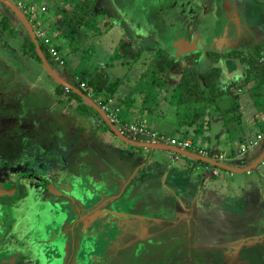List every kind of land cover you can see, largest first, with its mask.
Returning a JSON list of instances; mask_svg holds the SVG:
<instances>
[{
	"label": "rangeland",
	"instance_id": "374dc122",
	"mask_svg": "<svg viewBox=\"0 0 264 264\" xmlns=\"http://www.w3.org/2000/svg\"><path fill=\"white\" fill-rule=\"evenodd\" d=\"M9 1L22 12L38 43L36 33L51 39L75 76L93 65L101 68L96 65L100 59L110 65L117 54L114 48L127 43L132 51L119 50L127 58L119 69L128 71L130 57L135 59L134 63L142 64V81L134 84L129 78L122 105L136 101V93L148 99L143 102L147 110L163 122H143L151 130L188 140L201 150L196 154L228 165L247 166L264 151V78L243 79L241 74L228 85H217L216 70L206 56L199 59L203 51L188 63L170 44L154 37L142 40L140 32L134 33L138 28L131 27V32L129 19L110 0ZM227 1L242 3L247 23L259 24L264 32V0ZM77 4L89 5L85 23L67 27L66 16ZM30 7L35 10L30 12ZM0 18L8 22L6 29L0 26V183H17L20 192L0 197V264H264V161L249 173L232 174L226 182L220 175L225 169L171 150L120 140L94 110L57 87L30 48L26 28L1 2ZM260 33L255 39L261 35L264 42ZM204 38L210 47L218 41L212 35ZM97 46L100 55L91 56ZM47 61L73 85L64 69L50 57ZM258 63L264 65L263 56ZM260 68L256 63L255 72ZM186 85L199 95L190 94L189 100L182 101ZM94 99L106 104L104 97ZM108 108L112 114L121 109ZM124 113L119 112L120 122ZM99 129L119 139L117 144L123 148L110 147L100 138ZM123 132L130 139L149 142ZM242 148L248 151L243 153ZM142 153L146 158L156 156L154 164H164L171 177L184 172L198 189L169 181H156L155 186L149 181V186L137 188L133 177L131 183L122 182L125 212L116 211L111 202L103 206L108 208L104 211L99 207L104 191L135 170L140 161L136 155ZM235 156V162L226 159ZM217 177L224 184L218 193ZM47 182L62 188L66 196L49 193ZM87 182L95 190H89Z\"/></svg>",
	"mask_w": 264,
	"mask_h": 264
},
{
	"label": "flooded vegetation",
	"instance_id": "af4514ba",
	"mask_svg": "<svg viewBox=\"0 0 264 264\" xmlns=\"http://www.w3.org/2000/svg\"><path fill=\"white\" fill-rule=\"evenodd\" d=\"M163 1L164 0H110L113 6L114 4L117 5L122 2L118 5V11L126 8L128 5L131 7L134 6L137 10V18L134 17V23L138 20V26H141L140 29L145 31L147 28H145L142 21L139 20V18L142 17L149 25L153 34L152 36L161 42L167 43L166 40L158 37V33L167 37L174 36L175 33L178 32L179 34L187 33L192 39L193 50L183 54L185 55L184 57L190 55L198 57V52L203 51L204 55L199 56V59H203L202 57L206 56L207 61L210 62V68L216 70L213 74V80L216 81L217 85H228V82L232 81L231 79L243 74L242 70L247 66L244 61H240L241 58L250 61L253 57L257 58L259 62H261L262 56L264 58V42L261 40V35L258 40L255 39L257 32L263 33L262 36H264V32L262 31L263 28L261 26L259 27V24L252 25L247 23L242 3H240L241 5L239 6L236 2H228L227 0H170V5L166 8L162 6ZM225 3L233 8V17L237 21L236 24L239 26L240 32L243 34L244 46L235 45L227 48H219L216 42L214 46L210 47V45L205 44V41H202L204 37L210 35L216 37L218 41L220 36L223 37L220 34L222 33L225 21L220 20L219 13L223 9H227V12L230 11L226 8ZM130 6L126 8L128 11L131 10L129 9ZM147 7L150 9L158 7L157 11L165 10L162 15L163 20L161 27L158 30L153 28L151 23H148L145 18ZM129 26L131 32H140L139 29L135 30L134 26L130 25V23ZM131 27L134 31L131 30ZM140 33L142 35V40L149 41V38H152V36L146 37L142 32ZM191 52L193 53L190 54ZM259 64L261 65V63ZM224 76H227L226 80H224ZM258 77L262 78L261 76Z\"/></svg>",
	"mask_w": 264,
	"mask_h": 264
},
{
	"label": "crops",
	"instance_id": "0c3cea01",
	"mask_svg": "<svg viewBox=\"0 0 264 264\" xmlns=\"http://www.w3.org/2000/svg\"><path fill=\"white\" fill-rule=\"evenodd\" d=\"M120 47L121 48H118V49H117V47L114 48V49H116V53L117 54H115L116 58H114V61L113 60L111 61L112 63L110 65H108V63H104L102 61V59H100L99 62L97 61L96 65L98 64V66H100L101 68L95 67V65H93V66L90 67V69H88L89 71H93L94 69H99V70L103 71L108 76L110 82L111 81H116V80L118 81V87H117L115 93L112 96H110V97L106 96L105 97L103 94H101L100 96H97V98L104 97V102L106 104L110 105L111 107L115 106V108H116V107L119 106L121 108V109H118L119 112L120 111H124L125 112L124 115H123L122 122H125V123H130V122L131 123L132 122L143 123L144 122L145 123L147 121L148 123H151V124H154V123L163 124V122L159 118H157V117H155L153 115V111L152 110H147L146 105L143 102L144 101H148V99H146L144 97H141V95L139 93H136V101H132L131 100L129 103H127L126 106L123 107L122 101H123V99L126 98L124 95H125V93L128 90L127 83L129 81V78L132 79L134 84H138L139 81H142L141 80L142 79V75H141L142 73H139V71H141V69H142L141 68L142 64L140 62H135L134 63L135 59H132L130 57V59L132 61V65L130 67H128V71H126V72L121 71L119 69L118 65L119 64H123L125 62L123 60L127 59V58L125 56L126 52L121 53L120 51H132V49L124 41L122 42V45ZM100 49H101V47L99 48V46H97L96 47V51L93 52L91 54V56L100 55L99 54ZM97 50H99V52H97ZM145 53L148 54V51H144L143 52V54H145ZM126 79H127V81H126ZM143 89H145V88H143ZM131 92H134V91H131ZM150 117H152V119H153L152 121L149 119ZM86 119L88 121H90L91 123H93V124L96 123L95 118L93 116H91V115H88L86 117ZM144 125L146 127H148L146 124H144ZM150 129H152V128H150ZM99 130H101V129H99ZM99 130H95V131L97 132ZM84 132H86V134H87V131H84ZM91 133H93V132H91ZM87 135L89 136L90 133L87 134ZM92 135H96V134L94 133ZM100 138L102 140H105L106 142H108L110 147H112V148L113 147H118L119 149L123 148V146H120V145L117 144V141L119 139L118 140H114L112 137L108 136V134L105 131H102V133H100ZM256 143L257 142H255V144ZM156 150H165V149H156ZM248 150H246V151H248ZM166 151L169 152V150H166ZM246 151H244L243 153H245ZM121 153L123 154V152H121ZM152 153H154V151ZM168 155H169V153H168ZM132 156H134V155H132ZM136 156H137V160H140V161H139V163H137V165L135 167V170H133L130 173L128 172L127 173L128 174L127 177H125V178L123 177L121 180L115 182V184H114L115 186L113 187V189H110V191H109V189L104 191L105 195L102 197V199L100 200V204H99V207H101L104 211L108 212L107 211L108 208H103V206L105 204H107V202L108 203L111 202L110 204H112V208H114L116 211H120L121 213L125 212V209H124L125 205H121V202L123 201V199H121V197L126 192V190H125V192L123 193L124 190H122V188H123L122 182L125 183L127 181L128 183H131L132 180L134 179L133 177H135V180L132 183L134 185H136L137 188L140 187L142 184H146V186H149L150 185V183L148 184L149 181H151V182L153 181V184L151 186H155V182L156 181H157V184L160 181L162 182V184H165L166 181H169V183H171L173 186H181L183 188L184 187L185 188H191L192 190H194L195 188L198 189V186L195 187L196 183L194 181H191L189 183V180H187V175L184 172L182 174V176H184V178H182V176L181 177H173V176L171 177L172 174L170 172H166L165 171L166 170V166L164 164H161V165L154 164L155 160H157L156 159L157 157L153 156V154L150 155V158H148V157L146 158L143 153L142 154H137ZM143 156H144V158H141ZM121 157H122V155L120 156L118 154V159H121ZM251 157H252V155H251ZM226 159H231L233 161L237 160L236 156L235 157H229V158H226ZM262 161H264V159ZM144 162H146L145 163L146 165L142 164ZM140 164H142L141 165L142 167H140ZM249 165H247V166H249ZM230 166L235 167V168H245V167H247L246 164L245 165H237V164H235V166L234 165H230ZM251 169L249 171H247V172L248 173L251 172L252 171ZM244 173H246V172H242V173H238L237 172V174H244ZM232 174H236V172H231L229 170H225V172L220 174V175L221 176L223 175L224 179L226 181V179L232 177ZM21 175H29V174L23 173ZM218 177L216 179H214V180H216V183L214 184V189H215L216 193L220 192L219 190L223 189V186H224V184L222 182H219V181H222V180L218 179ZM138 178L139 179L141 178V179L139 180ZM128 179H129V181H128ZM169 179H171V180H169ZM222 179H223V177H222ZM231 179H233V178H231ZM205 181H206V179H204L203 182L201 181V184H203ZM87 183L88 184H86V185H87L88 189L92 191V189H90V187H92L93 189H94V187L89 182H87ZM219 183H221V184H219ZM14 184H17V183H14ZM9 185L10 184H8L7 187H9ZM62 185H64V184H62ZM111 186H113V185H110L109 187H111ZM164 186H167V185H164ZM238 186L241 187V182L240 181L238 183ZM58 188H60V187H58ZM129 191H130V189H129ZM151 192H153V191H151ZM108 198H111L110 199L111 201L110 200L107 201ZM214 198H215V196H214ZM208 205L209 204H207V206ZM117 206H119V210H118ZM141 223H143V222H141Z\"/></svg>",
	"mask_w": 264,
	"mask_h": 264
},
{
	"label": "water",
	"instance_id": "95a60500",
	"mask_svg": "<svg viewBox=\"0 0 264 264\" xmlns=\"http://www.w3.org/2000/svg\"><path fill=\"white\" fill-rule=\"evenodd\" d=\"M0 2L2 4H4L5 6H7L20 20V22L24 25V27L26 28L30 39L32 40V42L35 45V51L36 54L38 56V58L41 61V64L44 68V70L47 72V74L57 83V85H60L62 87H64L65 89H68L69 91H72L76 94H78L84 102H86L95 112L98 113V115L101 117V119L103 120V122L109 127V129L122 141L127 142L129 144L135 145V146H140V147H144V148H150V149H165V150H171L174 152H178L182 155L185 156H189L195 160H199V161H203V162H207L210 165L214 166L217 169H225V170H229L231 172H238V173H242V172H247L249 171L251 168L256 167L263 159H264V151L262 152V154L256 159L254 160L249 166L245 167V168H235L232 167L228 164H225L224 162H219L216 160H212L209 158H205L203 156H200L196 153H193L191 151L182 149V148H178L172 145H167V144H154L151 142H142V141H136L133 139H130L129 137H127L124 133H122L119 128L112 122V120L108 117V115L106 114V112L89 96L84 94L81 90H79L78 88H76L74 85H72L71 83L65 81L64 79H62V77H60V75L53 69V67L49 64V62L47 61V59L45 58L44 54L41 51L40 45L33 33V31L31 30V27L28 23V21L26 20V18L24 17V15L22 14V12L16 7L14 6L9 0H0ZM170 0H164L162 2V6L168 8V6L170 5ZM158 7H155L154 9H150L149 7H147V10L145 12V18L148 21V23H151V25L153 26V28L155 29H159L161 27V23L163 20V13L165 10L163 11H157ZM165 8V9H166ZM158 37L161 39L166 40V42L168 44H172L173 46L177 47V48H182L184 47V44L186 43H190V45L192 46V39L187 35V33H175V35L173 36H164L160 33H158ZM221 40L219 39L218 42H220ZM217 45V44H216ZM193 48V46H192ZM192 51V50H191ZM190 52V50L188 51ZM187 53V52H186ZM185 54V53H184ZM24 176V175H22ZM25 176H31V175H25ZM31 177H35V176H31ZM36 180H38L39 182L44 181L43 179H39V177H35ZM46 190L54 195H64L66 196V193L62 190V188H58L56 186H54L52 183L47 182L46 183ZM19 194V189L17 184H13L9 187L3 185L2 183H0V197L3 196H16Z\"/></svg>",
	"mask_w": 264,
	"mask_h": 264
},
{
	"label": "trees",
	"instance_id": "16d2710c",
	"mask_svg": "<svg viewBox=\"0 0 264 264\" xmlns=\"http://www.w3.org/2000/svg\"><path fill=\"white\" fill-rule=\"evenodd\" d=\"M116 1H119V0H116ZM121 3L122 2L118 3L117 6L119 4H121ZM88 6H89L88 4H86L85 6L84 5H78V4L75 5L72 13L70 15L66 16V20H67L66 25H67V27H72L74 25L78 26V25L84 24L85 23L84 15L86 13V10L88 9ZM129 6L130 5H128L127 7H129ZM126 8H123L121 10V11H123L122 12L123 17L125 19H129L130 25L137 27L139 29V31L143 33V35H145L146 37L147 36L151 37L153 35L152 31H151L149 25L143 20V18L141 16H139V17H141V18H139V20L142 21V23L144 24L145 28H147V29L145 31H143V29H140L141 26H138V20L134 23V21H135L134 17L137 18V10H136V8L134 6H132V7L130 6L129 9H131V10H129V11ZM7 23L8 22H7V20L5 18H0V26L3 29L7 28ZM167 30H168V28H167ZM28 42H29L30 48L34 52H36L35 51V45L32 42V40L30 39V37H28ZM39 45H40L41 51L44 54L45 58L49 59V54H48L46 48L41 43H39ZM194 56L195 55L187 57L188 63L193 62L192 58ZM37 59L40 61L38 56H37ZM240 61L241 62L244 61L246 63V66H247L244 69L243 74H242L243 75V79H246V78H248V76L250 77V76H253V75L254 76L255 75L261 76L262 78H264V65L263 64L260 65L258 63L259 60L257 58H253L252 57L250 61H248L245 58H241ZM256 63L258 65L257 66L258 68L261 67L260 70L258 69V72H255V64ZM78 77L80 78L81 81H84L85 84H86V89L85 90H81L86 95H92L93 94L94 96L97 97V96H100L101 94H103L105 97L106 96L110 97V96H112L115 93V91H116V89L118 87V81L117 80L110 82L108 76L103 71H101L99 69H94L93 71L81 70L80 74L78 75ZM182 82H184V81H182ZM69 83H71V82L69 81ZM74 86L78 87V84H74ZM57 87L64 89V87H62L60 85H57ZM69 94L71 95V97L76 102H78L80 104H83L88 110L93 111V109L86 102H84L83 99L78 94H76V93H74L72 91H69ZM190 94L199 95V93L194 92L193 89L190 88L189 86H187V85L184 86L182 88V92L180 94V100H182V101L189 100ZM93 95H92V97L94 98ZM200 95H201L200 97H203L202 93ZM95 114L98 115L97 112H95ZM106 128L109 130L107 125H106ZM209 156H211V157L213 156L212 152H210ZM12 184H14V183H12ZM12 184H10L9 186H11ZM41 187H43V184H41ZM43 189H45V188H43Z\"/></svg>",
	"mask_w": 264,
	"mask_h": 264
},
{
	"label": "built area",
	"instance_id": "2783aa9c",
	"mask_svg": "<svg viewBox=\"0 0 264 264\" xmlns=\"http://www.w3.org/2000/svg\"><path fill=\"white\" fill-rule=\"evenodd\" d=\"M30 12H33L35 10L34 7L29 8ZM36 36L39 40V43H41L47 50L49 57L51 60L59 66L63 71H65L67 74L70 75V79L73 81L74 84H78L79 90H85L86 89V84L84 81H81L78 76H75L74 74H70L68 69L65 66V61L63 56L60 54L59 50L57 49L56 45L53 44L51 39L49 37L43 36L41 34L36 33ZM66 92H69L68 89H65ZM108 115V117L112 120V122L119 128V130L124 133L123 131H127L133 138H143L146 139L147 141L154 143V144H167V145H172L178 148L182 149H188L190 151H193L194 153H201L200 149H196L192 146L191 142L188 140H179L178 138H170L166 137L164 133H160L155 130H151L150 128L146 127L143 123H138V122H130V123H125V122H120L118 115H119V110L117 108L115 109V114H112L113 111H110L108 108V104L101 105L98 103L99 101L94 99L91 95H89ZM119 120V121H118ZM261 139V136L258 137ZM253 146V144L249 145L247 149H250ZM242 151H245L244 148H242ZM217 170H214V173L217 174Z\"/></svg>",
	"mask_w": 264,
	"mask_h": 264
},
{
	"label": "bare ground",
	"instance_id": "6f19581e",
	"mask_svg": "<svg viewBox=\"0 0 264 264\" xmlns=\"http://www.w3.org/2000/svg\"><path fill=\"white\" fill-rule=\"evenodd\" d=\"M233 16L234 15H233V11L232 10H230L229 12H226V11L224 12V9H223L219 13L220 20L225 21V25L223 27L222 33L220 34L223 37L220 36V40L221 41L217 43V46L219 48H227V47H231V46H235V45H242V44H244L243 43V41H244L243 40V34L240 32V28L236 24L237 21L234 19ZM171 48H173V51H174V53L176 55L177 54H184V53L188 52L189 50L190 51L193 50V48L190 45V43H187V44L185 43L184 44V47H182V48H177V47H175V46H173L171 44Z\"/></svg>",
	"mask_w": 264,
	"mask_h": 264
}]
</instances>
